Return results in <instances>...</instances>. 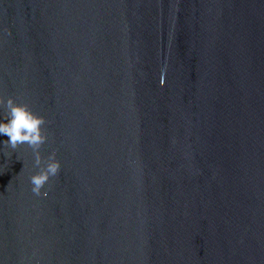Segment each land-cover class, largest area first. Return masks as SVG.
Returning <instances> with one entry per match:
<instances>
[{
  "label": "water",
  "instance_id": "1",
  "mask_svg": "<svg viewBox=\"0 0 264 264\" xmlns=\"http://www.w3.org/2000/svg\"><path fill=\"white\" fill-rule=\"evenodd\" d=\"M9 95L0 264H264V0H0Z\"/></svg>",
  "mask_w": 264,
  "mask_h": 264
},
{
  "label": "clouds",
  "instance_id": "2",
  "mask_svg": "<svg viewBox=\"0 0 264 264\" xmlns=\"http://www.w3.org/2000/svg\"><path fill=\"white\" fill-rule=\"evenodd\" d=\"M0 106L3 108V119H0V135L8 139L3 142L4 148L16 150L27 145L34 153V166L38 171L30 175L31 191L36 196H46L42 192L50 177L56 176L60 171V161L56 159L55 152L42 159L41 146L47 140L44 129L46 120L43 116L34 113L25 102H16L12 96H0Z\"/></svg>",
  "mask_w": 264,
  "mask_h": 264
}]
</instances>
